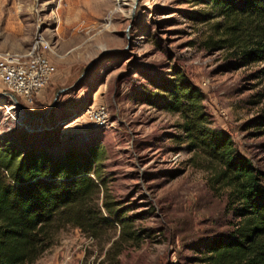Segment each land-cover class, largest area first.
Instances as JSON below:
<instances>
[{
  "label": "rangeland",
  "instance_id": "1",
  "mask_svg": "<svg viewBox=\"0 0 264 264\" xmlns=\"http://www.w3.org/2000/svg\"><path fill=\"white\" fill-rule=\"evenodd\" d=\"M207 13L194 0H0V51L26 52L42 36L57 68L32 105L19 100L23 111L0 98V146L30 143L54 159L101 146L108 200L131 226L109 218L99 238L67 227L35 264H202L205 245L239 222L182 116L152 97L185 74L212 127L264 173V63L209 48L221 35Z\"/></svg>",
  "mask_w": 264,
  "mask_h": 264
},
{
  "label": "trees",
  "instance_id": "2",
  "mask_svg": "<svg viewBox=\"0 0 264 264\" xmlns=\"http://www.w3.org/2000/svg\"><path fill=\"white\" fill-rule=\"evenodd\" d=\"M194 2L212 8V13L200 15L204 22L219 19L215 30L221 38H209V48L234 49L244 65L264 63V0ZM169 82L164 93L152 97L182 116L184 140L214 164L213 180L226 190L239 220L228 236L205 245L200 261L264 264V173L237 154L229 134L212 127L202 91L185 74L176 73ZM261 120L264 127V116ZM102 155L99 145L86 154L70 151L61 159L30 143L24 148L0 146V264H35L67 227L99 238L114 217L123 229L131 228L108 200L99 173ZM124 234L129 240L137 237L133 231Z\"/></svg>",
  "mask_w": 264,
  "mask_h": 264
},
{
  "label": "built area",
  "instance_id": "3",
  "mask_svg": "<svg viewBox=\"0 0 264 264\" xmlns=\"http://www.w3.org/2000/svg\"><path fill=\"white\" fill-rule=\"evenodd\" d=\"M51 52L49 42L42 36L26 52L0 51V86L4 90L0 98L12 94L18 101L32 105L56 74ZM103 118L97 120L103 121Z\"/></svg>",
  "mask_w": 264,
  "mask_h": 264
},
{
  "label": "water",
  "instance_id": "4",
  "mask_svg": "<svg viewBox=\"0 0 264 264\" xmlns=\"http://www.w3.org/2000/svg\"><path fill=\"white\" fill-rule=\"evenodd\" d=\"M1 96H3V95H0V97H1ZM9 97L12 99V101L14 102V104H15L16 106L22 108V106H21V104L19 103L18 99H17L14 95L10 94Z\"/></svg>",
  "mask_w": 264,
  "mask_h": 264
},
{
  "label": "bare ground",
  "instance_id": "5",
  "mask_svg": "<svg viewBox=\"0 0 264 264\" xmlns=\"http://www.w3.org/2000/svg\"><path fill=\"white\" fill-rule=\"evenodd\" d=\"M15 105V104H14ZM16 106V105H15ZM18 109H20V110H22L23 111V108H20V107H18V106H16ZM16 107H11V109H9V111H11V110H15L16 109Z\"/></svg>",
  "mask_w": 264,
  "mask_h": 264
}]
</instances>
